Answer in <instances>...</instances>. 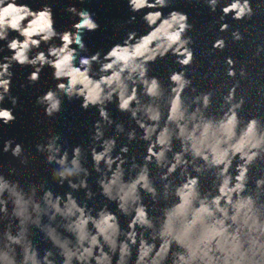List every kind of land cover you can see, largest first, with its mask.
Instances as JSON below:
<instances>
[{
    "label": "clouds",
    "instance_id": "obj_1",
    "mask_svg": "<svg viewBox=\"0 0 264 264\" xmlns=\"http://www.w3.org/2000/svg\"><path fill=\"white\" fill-rule=\"evenodd\" d=\"M128 3L134 13L156 9L142 17L150 30L139 36L129 32L122 44H115L101 58L100 52L80 55L87 51L83 33L99 29L89 11L65 9L80 19L72 25L75 33L58 32L50 5L34 11L17 0H0V41H6L12 53L0 61V104L7 97L13 105L0 107V121L8 125L16 120L13 109L18 98L11 95L14 64L34 69L27 77L29 84L39 81L45 66L53 69V78L66 83L59 82L38 96L37 105L48 117L61 111L62 95L69 101L82 98L85 110L98 108L100 120L93 126L92 140L101 150L90 149L93 170L99 174L96 184L100 194L129 218L127 228H122L107 205L90 208L72 192L62 197L44 189L37 199L35 185L26 188L20 179L12 178L24 175L30 153L6 140L3 151L11 152L21 167L8 168L7 176L0 172V264H113L114 258L115 264H264V174L257 175L254 187H249L253 168L264 171L259 167L264 164V119L241 118L247 98L236 97L239 80L223 96L220 113H209L215 91L197 92L186 71L195 59L191 47L195 41L187 35L193 25L187 14L173 10L165 16L159 9L168 7L169 0ZM205 3L215 12L221 0ZM221 11V21L229 14L237 21L255 15L250 0H230ZM134 20L135 16L129 22ZM228 28V23L220 25L221 32ZM10 32L18 35L9 38ZM231 35L234 41L244 39L239 29ZM56 39L59 45L53 42ZM42 44L48 45L46 51L40 50ZM212 47L223 51L226 41L219 38ZM4 50L0 47V52ZM169 53L181 70L170 72L165 87L149 73L150 65ZM261 53L264 45H257L254 55ZM225 63L227 76L235 78V61L227 57ZM94 64L99 65L98 71L93 70ZM238 74L248 78L246 65ZM186 90L197 94L186 96ZM111 103L130 114L141 134L137 128L126 131L123 123L113 121L107 110ZM114 123L115 132L126 133L129 142L139 139L147 144L143 163L133 156L130 167H124L130 151L127 144L113 155L117 139L105 138V128ZM59 140L55 135L47 143H38L36 151L47 153V163L57 165L51 170L54 181L67 182L73 191L85 189L86 199H92L91 173L84 165L88 154L78 145L69 158ZM153 163L160 170L157 177L149 167ZM209 177L210 187L205 189L201 181ZM145 196L153 202L151 209ZM156 205H162L159 215H153ZM30 226L52 245L43 256L29 239Z\"/></svg>",
    "mask_w": 264,
    "mask_h": 264
},
{
    "label": "water",
    "instance_id": "obj_2",
    "mask_svg": "<svg viewBox=\"0 0 264 264\" xmlns=\"http://www.w3.org/2000/svg\"><path fill=\"white\" fill-rule=\"evenodd\" d=\"M229 2L230 0H221L217 10L212 12L205 0H169L168 7L159 10L165 16L173 10L183 12L187 14L189 23L193 25L187 35L191 36L195 41L191 45L195 59L186 71L197 92L209 89L215 91L216 94L208 112L220 113L223 96L239 80L240 87L237 88L236 97L239 99L241 95H244L247 98L240 113L241 118L259 116L264 119V53H261L259 57L254 55L257 45H264V0H250L255 12L251 19L246 18L237 21L232 19V14H229L221 21L220 17L223 15L221 7ZM17 3L27 4L34 11L42 9L45 4L50 5L53 9L55 28L58 32L67 30L75 33L72 25L78 23L80 19L78 14L67 12L65 9L75 7L77 13L81 10L89 11L93 14V19L99 24V29L83 33V42L87 51L81 52L80 55L91 56L96 52H100L101 58L112 46L117 43L122 44L129 32L135 31L138 36L147 34L150 29L142 17L146 12L156 10L143 9L134 13L130 10L128 0H17ZM133 16H135V20L129 22ZM222 23L229 24V28L225 32L220 31ZM237 29L244 36L241 41H234L232 38L231 33ZM17 35L18 33L16 32H10L9 38ZM219 38H223L226 41V47L223 51L212 47L215 40ZM53 42L57 45L61 43L58 39ZM0 47L5 49L0 52V61H2L4 56H10L12 53L7 50L6 41H0ZM47 47L48 45L42 44L40 50L46 51ZM72 47L77 46L73 45ZM227 57H231L235 61L237 70L235 78H230L226 74L227 65L225 58ZM175 59L176 57L171 53L163 59L158 58L150 65L151 71L149 75L159 77L165 87H167L170 72L181 70V66L174 63ZM242 65H246L247 79H241L238 74ZM98 69L99 65L94 64L93 70L98 71ZM33 70L31 66L21 67L18 64H14L12 68L14 75L12 77L11 95L18 98L17 105L13 109L16 120L8 125H4L0 121V172L7 176L8 168L21 167L18 159L14 158L11 152L5 153L3 151L4 141L11 139L15 143L21 144L25 153H30L31 155L28 166L23 169L24 175L12 178L20 179L26 188L29 185H35L37 188V199L43 195L44 189H50L55 195L62 197L66 193L72 192L78 202L81 204L87 202L90 208L99 210L104 205H107L109 210L116 213L119 217L121 227L127 228L129 218L117 211L115 202L108 201L100 194V189L96 184L99 174L93 170L90 149L96 146L97 150H101L99 143L92 140V135L95 131L93 126L96 121L100 120L98 108L89 106L85 110L81 107L82 98H74L69 101L66 96L62 95L61 111L52 117H48L44 112V108L37 105L36 99L47 90L55 89L57 83H66V80H55L52 75L53 69L45 66L40 73L39 81L35 84H29L27 77ZM195 94L197 93H192L191 90H186L185 92L186 96ZM257 103L261 107L258 108ZM0 107L13 108V105L6 97ZM107 110L115 123H123L126 131L131 128H137L138 135L141 134V130L136 126L135 122L130 120V114L120 112L116 103L107 105ZM115 123L111 127L105 128V138L114 136L117 139V148L113 155L115 156L119 152L121 146L127 144L130 151L126 154L128 163L124 167L126 169L130 167L133 156L138 163H143L147 144L139 139L129 142L126 138V133L118 134L115 132ZM55 135L60 136L58 143L68 150L69 158H71L72 149L78 145L82 146L86 154H88L84 165L91 173L88 177V184L95 193L92 199H86L85 189L73 191L67 182L60 185L52 179L51 170L57 165L54 163L48 164L47 153L37 152L35 146L38 143H47ZM176 147L178 150V144ZM169 155L171 156V154ZM149 167L152 169L153 177H157L160 170L155 167L154 163L149 165ZM259 167L264 168V164L259 165ZM262 174H264V171H258L256 167L253 168L250 174L252 176L250 188L254 187L256 176ZM172 179L175 181L177 177L173 176ZM201 183L202 187L206 189L210 187L211 178H202ZM157 186L160 187L158 178ZM144 202L150 209L152 208L153 202L148 196H145ZM161 206L156 205V208L153 209V215H159ZM45 222H47V218H45ZM29 231V239L32 240L40 255L43 256L45 249L52 248L51 243L44 239L43 233L35 226H30ZM19 252L20 250L17 249L18 260L21 258ZM132 259L133 261L135 260V250L133 251ZM113 264H115V258Z\"/></svg>",
    "mask_w": 264,
    "mask_h": 264
}]
</instances>
